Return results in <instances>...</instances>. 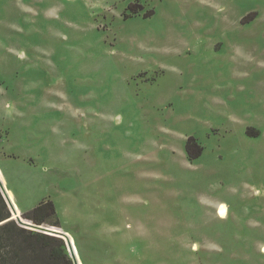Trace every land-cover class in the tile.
<instances>
[{
  "label": "rangeland",
  "instance_id": "obj_1",
  "mask_svg": "<svg viewBox=\"0 0 264 264\" xmlns=\"http://www.w3.org/2000/svg\"><path fill=\"white\" fill-rule=\"evenodd\" d=\"M0 173L81 264H264V0H0Z\"/></svg>",
  "mask_w": 264,
  "mask_h": 264
},
{
  "label": "trees",
  "instance_id": "obj_2",
  "mask_svg": "<svg viewBox=\"0 0 264 264\" xmlns=\"http://www.w3.org/2000/svg\"><path fill=\"white\" fill-rule=\"evenodd\" d=\"M250 16L254 14L247 16L242 22L244 23L246 19L250 20ZM192 144L195 146L193 149ZM194 150L197 152L195 153ZM199 150L195 141L189 139L186 153L190 160L200 155ZM22 216L34 225L58 226L57 221L49 223L56 217L54 204L49 200L39 203ZM19 260L24 264H72L62 239L20 227L12 219L0 193V264H20Z\"/></svg>",
  "mask_w": 264,
  "mask_h": 264
},
{
  "label": "water",
  "instance_id": "obj_3",
  "mask_svg": "<svg viewBox=\"0 0 264 264\" xmlns=\"http://www.w3.org/2000/svg\"><path fill=\"white\" fill-rule=\"evenodd\" d=\"M0 193H1L2 197L4 198L8 208L10 210L12 217L16 216L15 219H13V220H15L18 225H20L23 228L29 229V230H35L37 232H42L46 235H50V236H54V237H58V238L62 239L65 243L69 257L71 258L72 264H78L77 259L75 257V253L73 251V247H72L73 244L71 243L70 238L68 237V235H66V233L60 231L59 228L54 227V226L34 225L30 221L19 216V214L14 209L13 204L10 202V199L6 193L5 187L3 186L1 180H0Z\"/></svg>",
  "mask_w": 264,
  "mask_h": 264
},
{
  "label": "bare ground",
  "instance_id": "obj_4",
  "mask_svg": "<svg viewBox=\"0 0 264 264\" xmlns=\"http://www.w3.org/2000/svg\"><path fill=\"white\" fill-rule=\"evenodd\" d=\"M0 180L2 181V184H4V179H3V177H2V175H1V173H0ZM4 186V185H3ZM5 187V186H4ZM5 190H6V188H5ZM6 193H7V190H6ZM8 195V194H7ZM9 197V196H8ZM10 202H11V200H10ZM12 203V202H11ZM14 206V205H13ZM15 209V208H14ZM16 210V209H15ZM227 213H228V208H227V206L224 204V203H221V204H219V206H218V210H217V215L218 216H224V215H227ZM60 231H62L61 229H60ZM63 232V231H62ZM65 233V232H64ZM67 235V234H66ZM69 237V236H68ZM70 238V237H69ZM70 241H71V243L73 244V242H72V240H71V238H70ZM73 247V251H74V253H75V246L73 245L72 246ZM261 253L262 254H264V245L261 247ZM75 257H76V255H75ZM76 259H77V257H76ZM77 262H78V264H81L80 263V261H79V258H78V260H77Z\"/></svg>",
  "mask_w": 264,
  "mask_h": 264
},
{
  "label": "crops",
  "instance_id": "obj_5",
  "mask_svg": "<svg viewBox=\"0 0 264 264\" xmlns=\"http://www.w3.org/2000/svg\"><path fill=\"white\" fill-rule=\"evenodd\" d=\"M47 201V200H46ZM33 208L32 207H30V206H25L24 208H22V211H19L20 213H27V212H29V211H31Z\"/></svg>",
  "mask_w": 264,
  "mask_h": 264
}]
</instances>
